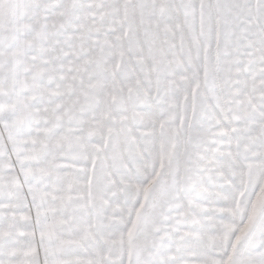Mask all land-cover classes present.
Returning a JSON list of instances; mask_svg holds the SVG:
<instances>
[{"label": "snow or ice", "instance_id": "snow-or-ice-1", "mask_svg": "<svg viewBox=\"0 0 264 264\" xmlns=\"http://www.w3.org/2000/svg\"><path fill=\"white\" fill-rule=\"evenodd\" d=\"M0 264H264V0H0Z\"/></svg>", "mask_w": 264, "mask_h": 264}]
</instances>
